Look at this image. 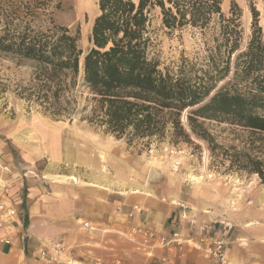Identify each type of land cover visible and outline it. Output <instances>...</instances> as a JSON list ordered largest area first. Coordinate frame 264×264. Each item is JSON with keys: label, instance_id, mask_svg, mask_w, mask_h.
Returning a JSON list of instances; mask_svg holds the SVG:
<instances>
[{"label": "trees", "instance_id": "16d2710c", "mask_svg": "<svg viewBox=\"0 0 264 264\" xmlns=\"http://www.w3.org/2000/svg\"><path fill=\"white\" fill-rule=\"evenodd\" d=\"M64 5L0 0V57L32 69L27 99L50 116L70 119L89 111L91 125L131 142L163 140L170 132L176 141L189 140L184 112L191 131L207 140L199 120L264 135V8H251L252 33L241 50L236 4L227 16L223 0H97L99 15L84 52L80 29L60 22ZM157 18L169 33L199 31L203 59L183 57L175 68L163 67L156 54ZM78 92L88 97L83 108ZM246 159L238 169L256 174L264 186V160Z\"/></svg>", "mask_w": 264, "mask_h": 264}, {"label": "rangeland", "instance_id": "374dc122", "mask_svg": "<svg viewBox=\"0 0 264 264\" xmlns=\"http://www.w3.org/2000/svg\"><path fill=\"white\" fill-rule=\"evenodd\" d=\"M63 1L65 5L63 13L60 14V22L80 29L79 44L86 52L91 47L90 36L94 21L99 15L97 0ZM234 4L242 11L241 50H245L252 33L251 8L255 7L263 13L264 0H223L222 9L227 16H230ZM260 24L264 27L263 18ZM153 29L156 54L163 67L173 69L183 57L201 60L206 55L205 39L199 31L186 28L169 33L161 28L158 18L154 21ZM209 46H212V43ZM32 77L33 71L30 67L19 66L0 57V150L4 151V142L11 141L20 147V151L24 150L30 159L34 160L33 162L40 160L37 166L35 163L25 165L27 168L24 171L25 177H34L36 167L47 172L53 170L60 174L79 175L81 180L95 184L111 179V185L115 190L141 192L150 185L149 177L151 171L155 169L160 175L171 178V188L177 194L181 193L180 196L183 198L192 199L198 206V210L194 212L198 223L205 221L204 217L212 216L211 221L214 222L232 221L233 230L254 232L264 229V186L256 174L238 169L239 164L247 161V155L253 159L264 160V135L255 136L228 124L199 120L200 132L209 136L210 140H207L191 131L188 113L184 112L181 121L189 135L187 141L174 140L172 132L163 140L155 138L151 141L131 142L126 138L117 139L111 134H106L103 129L91 125L86 120L89 111L70 119H57L47 114L40 106L30 103L25 90L29 88ZM228 80L221 82L218 87ZM87 98L86 93H77L79 108L88 104ZM61 152L68 163L52 166L51 156L57 154L56 156L60 157ZM72 178L74 177H71V180ZM182 183L184 185L180 186ZM23 226L24 238L31 243L33 239L30 238H34L36 228ZM99 227L105 228V225ZM81 229L82 225L73 223L70 233L71 244L65 245L76 261L82 258L81 253L87 249L85 244H89L88 249H93L95 243L108 241L104 239V242H101L102 237L99 235L97 238L94 235L99 231L88 232ZM195 232L196 230L193 231ZM111 234L117 237L115 238L117 242L111 240L112 242H108L106 246L126 251L129 243L120 235ZM50 242H63L60 230L58 233L40 238L37 248L39 256L29 254L27 262L48 264L39 252L48 247ZM32 245L35 247V243ZM95 248H98L97 251L103 250L101 246ZM133 248L134 264H143L146 260L149 263L153 259L160 264V260L167 256L156 258L161 254L158 251L168 252L156 250L155 254L148 258L137 251L135 246ZM122 252L119 254L122 255ZM113 255V251L104 255L94 254L104 261L114 259L119 260L120 264L128 263L124 257ZM177 257L179 258L178 254ZM92 261L89 259L87 264H91Z\"/></svg>", "mask_w": 264, "mask_h": 264}, {"label": "crops", "instance_id": "0c3cea01", "mask_svg": "<svg viewBox=\"0 0 264 264\" xmlns=\"http://www.w3.org/2000/svg\"><path fill=\"white\" fill-rule=\"evenodd\" d=\"M56 155L51 156L52 166L66 163L63 152L60 157ZM33 161L24 150L20 151V147L11 141L4 142V151L0 150V195L18 210L20 220L25 227L36 228L34 238H30V240L33 239L31 243L26 238L17 240L12 246H6L0 242V264H36L27 262L29 254L34 257L39 256L37 248L40 238L58 233L59 230L62 241L69 246L73 223L81 225L83 222H89L94 226L105 225V227L108 226L106 224H116L122 228L138 225L168 237L177 231L188 232L189 225L182 221L181 216L187 212L195 217L194 212L198 210V206L192 199L183 198L180 196L181 193L177 194L171 188V178L165 176L161 184L147 185L141 192L118 191L111 185V179L95 184L81 180L79 175L60 174L53 170L47 172L36 167L34 177H25L26 164L35 163V166L40 164V160ZM71 177L74 178L71 180ZM179 204H185L188 207L187 211L181 209ZM136 207L139 212L135 213L133 219H129V214L134 212ZM119 208L121 212H118ZM204 218L203 222H212V216ZM41 226L42 228H39ZM94 235L97 238L100 235L103 238L101 242H104V239L108 241L95 243L93 249H88L89 244H85L87 249L81 253L82 258H79L77 262L87 264L88 260L92 259L91 264L96 260H101L105 264H120L119 260L104 261L94 256V254L104 255L113 251L114 255H118L117 257H124L127 264H134L132 252L135 245L133 243L126 241L129 244L126 246V251L122 252L114 247L106 246L108 242H117L115 239L117 237L113 234L96 232ZM227 235L233 240L228 251V264H264V229L254 232L235 229ZM1 237L0 234V239ZM28 241L29 244H27ZM32 243H35V247ZM99 246L103 250L97 251L98 248L95 247ZM136 250L139 251L137 248ZM121 252L122 255L119 254ZM158 252L161 254H158L159 257L156 258L167 256L170 264H208L202 254L193 250L187 251L182 258L177 257L176 250ZM143 255L146 254L143 253ZM143 262V264H158L155 259L149 263L148 260Z\"/></svg>", "mask_w": 264, "mask_h": 264}, {"label": "built area", "instance_id": "2783aa9c", "mask_svg": "<svg viewBox=\"0 0 264 264\" xmlns=\"http://www.w3.org/2000/svg\"><path fill=\"white\" fill-rule=\"evenodd\" d=\"M179 207L185 211L188 209L185 204H179ZM120 210L121 208L118 212H121ZM138 212L139 209L134 208V212L128 216L129 219H133ZM181 219L188 223V232L177 231L168 237L138 225L124 228L116 224L101 228L89 222H83L81 225L82 229L88 232L116 233L123 240L133 243L147 256H152L156 250H176L182 258L187 250H193L202 254L208 264H228V251L233 242L227 234L234 229L232 221L198 223L196 218L187 212L181 216ZM23 228L18 210L0 195V234L2 235L0 242L12 246L17 240H24ZM39 253L48 264H81L74 260L70 249L63 242H50L48 247L40 250ZM93 264L104 263L96 260ZM160 264H170V261L167 257H163Z\"/></svg>", "mask_w": 264, "mask_h": 264}, {"label": "water", "instance_id": "95a60500", "mask_svg": "<svg viewBox=\"0 0 264 264\" xmlns=\"http://www.w3.org/2000/svg\"><path fill=\"white\" fill-rule=\"evenodd\" d=\"M162 178H164L162 175H160L155 169L151 171L149 182L150 184H158L162 182Z\"/></svg>", "mask_w": 264, "mask_h": 264}]
</instances>
